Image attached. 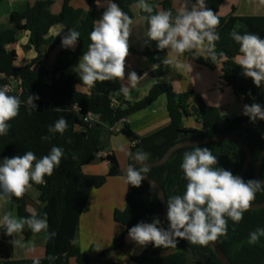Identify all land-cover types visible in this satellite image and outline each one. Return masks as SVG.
<instances>
[{
    "label": "trees",
    "instance_id": "16d2710c",
    "mask_svg": "<svg viewBox=\"0 0 264 264\" xmlns=\"http://www.w3.org/2000/svg\"><path fill=\"white\" fill-rule=\"evenodd\" d=\"M72 1L74 0H63V8L59 14L51 11L53 1H37L23 15L13 14L11 29H0V88L8 84L11 78L20 79L23 82V93L18 96L22 101L19 114L9 121L10 128L7 135L0 136V163L4 158L23 155L27 151H32L37 159H40L48 155L53 146L60 147L64 151L60 165L51 176H45L46 183L43 185L33 183L40 192V205L36 210L41 217L46 214L48 231H54L57 234L55 238L46 241L45 257L39 260L40 264H71L72 261L75 264H90V255L82 253L76 244L81 215L91 192L102 188L109 177L122 176V171L114 155L107 157L111 167L107 176L85 175L83 168L92 163L99 152L108 148L113 134L110 131L111 127L121 119L145 110L160 96H167L170 125L146 138L138 137L128 126H125L121 133L132 143L140 141L132 148L131 153L141 150L148 153V161H158L179 142L235 134L244 140L252 151L251 167L243 177L245 181H248L256 179L254 167L264 150V120L258 119L260 129H253L248 117L231 119L222 116L216 107L207 105L202 97L193 91L178 94L171 86L158 84L152 88L145 99L133 105L128 104L125 109L122 108L121 99H119L121 102L119 107H112V98L120 89V81L97 82L89 93L81 92L78 88L86 86L80 81L78 73L67 76L66 72L88 50L91 43L89 34L98 19V10L97 0H86L88 11L84 17V11L73 7ZM175 1L146 0L153 7V12L146 13L142 10V13L148 18L158 12L157 7H161L162 10H172L175 15ZM225 1L205 0V3L218 16L220 7ZM109 2L116 3L132 20L134 19L132 6L137 4L138 0H109ZM191 2L195 1L191 0ZM219 20L216 31L220 39L215 42L216 52L217 54L223 52L224 56L220 57L216 64H213L206 55H199L195 51L185 52L184 58L209 69L221 66L222 79L235 95L244 96L247 100H255L264 107V83L257 88L251 78L242 75L241 68L234 61L235 56L239 54V45L230 35L235 30L240 34L254 33L264 38V17L238 18L231 15L227 18L219 17ZM238 23H241L242 27L236 29ZM56 25H63L64 31L57 38H49L51 29ZM146 26L148 29V19ZM69 29L80 33L76 50H61L51 70L42 68L36 72L33 69L34 65L44 57L41 51L42 46L49 45L51 52ZM22 31L28 32L29 46L33 47L38 55L28 65L16 67L14 63L16 54L11 47L17 43V36ZM129 52L146 58L154 65H159L153 71L155 76L169 74L170 66L162 63L167 49L159 50L156 41L144 51H136L129 47ZM29 95L39 97L38 100L33 101L37 105L36 110H31L27 106ZM193 98L196 99V106L190 112L188 102ZM75 106L80 107L82 114L93 112L100 115L101 123L96 124L92 129L79 130V126L86 128L87 125L82 119L74 118ZM57 108L60 109L57 110ZM191 116L201 120L200 130L185 128L183 118ZM60 117H64L67 121L68 126L65 132L63 134L49 133V126L54 125ZM44 136H50V139L42 140ZM199 147L209 148L213 155L217 156L216 167L229 170L234 175L242 170L246 161L245 151L231 141ZM192 150V147L178 150L166 164L150 168L146 174L147 177L159 183L166 198L182 196L186 191L187 181L181 164L184 153ZM223 156L232 159L234 163L232 170L226 166ZM261 177L264 180V162L261 167ZM129 188L127 207L114 212V221L126 228V234L131 227L140 222L151 223L162 210L157 191L145 181H142L140 187L129 185ZM11 200L18 217L30 215L26 194L22 199L12 197ZM262 203H264V188L256 193L252 205ZM257 229H264V209L246 211L239 223L228 219L227 235L219 237L217 242L232 264H264V236H261L256 244L248 242L249 234ZM20 234L25 242H28L33 235L27 227ZM14 235L8 236L6 230L3 227L0 228L1 261L4 264H34V260L14 259V246L11 243ZM125 246V234H123L114 240L110 250H121ZM190 253H192V259ZM193 259L197 262L206 261L205 264H223L215 255L210 243L204 247L190 244L189 241L179 238H177L176 248H157L152 244L141 259L137 258L134 261L138 264H193Z\"/></svg>",
    "mask_w": 264,
    "mask_h": 264
},
{
    "label": "clouds",
    "instance_id": "9594fccd",
    "mask_svg": "<svg viewBox=\"0 0 264 264\" xmlns=\"http://www.w3.org/2000/svg\"><path fill=\"white\" fill-rule=\"evenodd\" d=\"M260 2L264 4V0ZM136 7L146 13L153 12V7L146 0H138ZM147 19V37L157 42L159 50L167 49L162 61L165 66L177 69L186 67L179 61V57L185 52L195 51L199 55H206L213 64L224 56L223 52H216L215 42L220 39L216 31L220 23L219 17L206 6L205 0H195V3L183 0L175 15L172 10H162ZM132 24L133 20L116 3L107 4L106 10L95 21L89 34L91 43L88 50L73 69L85 86L92 88L97 82L125 81ZM230 35L239 45V54L234 58L236 65L241 68L243 76L251 78L257 88L261 87L264 83V38L254 33L240 34L235 30ZM79 37L78 31L69 29L62 37V47L74 48ZM158 67L159 65L152 66L153 70ZM146 76L147 73L143 76L135 71L128 73L127 83L121 84L117 94L131 99L132 90ZM38 99V96L29 95L27 106L36 110L37 105L33 101ZM21 104L18 96L9 95L7 88H0V136L7 135L9 121L18 116ZM242 115L253 123L258 119L264 120V107L258 103L245 104ZM67 126L66 119L60 117L54 125L49 126L48 132L63 134ZM49 139L50 136L42 137V140ZM192 148V151L184 153L181 164L187 181L186 191L182 196L167 198L168 228L159 226L161 221L158 217L151 223L136 224L128 230V237L138 246L146 247L151 243L157 248H176L179 238L190 244L207 247L210 242L214 243L219 237L227 235L228 219L234 223L243 219V214L252 206L256 193L264 188V182L260 180L245 181L229 170L216 167L217 156L209 148ZM120 150L125 151L123 145ZM127 154L135 165L127 167L125 182L133 187H140L150 170L146 163L149 155L141 150ZM63 156V149L53 146L49 154L40 159L32 151L4 158L0 163V199H22L33 183L45 184V176L53 174ZM29 213L27 217H17L12 212H6L0 220V227L6 230L8 236L18 235L27 227L33 234L45 233V241L55 238L56 232L48 231L46 214L41 217L36 209H29ZM261 236H264V229H257L249 234L248 242L256 244ZM11 243L28 253L35 248L32 241L13 239ZM34 264H40L39 259L34 260Z\"/></svg>",
    "mask_w": 264,
    "mask_h": 264
},
{
    "label": "crops",
    "instance_id": "0c3cea01",
    "mask_svg": "<svg viewBox=\"0 0 264 264\" xmlns=\"http://www.w3.org/2000/svg\"><path fill=\"white\" fill-rule=\"evenodd\" d=\"M37 1H53L54 4L51 11L54 14H59L62 11L63 0H0V29H11L13 27V14L23 15L27 9ZM157 1L162 2L163 0ZM108 3L109 0H97L98 19L101 18ZM182 3L183 0H176L174 2L176 11ZM71 4L75 8L82 9L85 17L88 11V3L86 0H74ZM157 10L162 11V8L157 7ZM132 11L134 19L131 25L132 32L129 39V47L136 51H144L151 47L154 41L147 37V18L143 15L142 10L137 8L136 4H134L132 6ZM231 15L238 18L254 16L264 17V4H261L260 0H226L221 5L218 16L227 18ZM241 27L242 24L238 23L236 29ZM64 29L63 25H56L51 29L48 37L57 38L62 34ZM77 46L78 42L74 48H64L60 42L51 52L49 51V45L42 46L41 51L44 57L34 65L33 69L36 72L42 68L51 70L61 50L75 51ZM11 50L15 51L16 54L14 62L16 67L28 65L35 60L38 55L36 50L29 46V34L25 31L19 32L17 43L11 47ZM80 59L67 70V76L77 73L73 69L78 65ZM179 61L186 65V67L177 69L174 66H170L168 75L155 76L152 68L154 64L150 63L144 57L129 52L126 58L125 81H120L121 84L127 83V75L132 71H135L139 76H143L147 73V76L140 81L136 89L132 90L131 99H126L123 94L114 95L119 106L121 105L119 99L123 101V109L127 108L128 104L133 105L141 102L149 95L152 88L158 84L169 85L178 94L193 91L195 94L200 95L207 105L216 107L222 116L231 119L246 117L242 115L243 104L257 103L255 100H247L244 96H237L234 94L233 90L228 87L222 79L223 73L221 66L216 69H209L192 60L184 58L183 55L179 57ZM188 65L191 67H187ZM46 81H48V79H46ZM78 89L85 93H89L91 90V88L87 86L79 87ZM188 105L191 112L193 107L196 106V99H191ZM255 122H252V124H255ZM170 123L168 99L166 95H162L151 106L145 110L133 113L126 117L124 123L117 125L119 131L112 134L108 148L99 152L95 156L93 162L83 168L85 175L107 176L111 169L107 157L109 155H114L122 171V176L109 177L102 188L94 189L91 192L88 203L81 215L77 230L76 244L82 253L90 255V264H138L134 259H141L144 252L149 248L147 246H138L128 237L126 228L114 221L115 210H124L127 207V197L130 188L125 182L124 177L132 159L127 153L131 152L134 147L133 143L121 133V130L125 126H128L138 137L146 138L168 127ZM184 125L187 129L200 130L202 128L201 120L196 116L186 118ZM121 145L124 146L125 151L120 150ZM36 190L31 188L26 193L28 197V210L37 209L40 205V192ZM6 212H12L18 217L12 200L0 199V220H2ZM123 234H125L126 246L121 250L111 251L110 248L114 240ZM44 236L45 233L43 232L32 235L29 241L34 242L35 248L31 253L26 252L25 249L14 247V259H43L45 257L46 248ZM14 239H21L24 241V237L21 234H15ZM97 249H99V251H97ZM0 264H4L1 258ZM71 264H75V262L72 261Z\"/></svg>",
    "mask_w": 264,
    "mask_h": 264
},
{
    "label": "water",
    "instance_id": "95a60500",
    "mask_svg": "<svg viewBox=\"0 0 264 264\" xmlns=\"http://www.w3.org/2000/svg\"><path fill=\"white\" fill-rule=\"evenodd\" d=\"M186 117L183 118V121L185 122ZM222 141H231L241 147L245 153H246V161L244 163V166L242 170L236 175L238 177L243 178L245 174L249 171L251 164H252V151L251 148L248 146V144L242 140L240 137H238L235 134H227L223 136H218V137H213V138H204V139H192V140H187V141H182L171 147L167 153L158 161H147V165L150 166V168H156V167H161L164 164H166L171 157L180 149L187 148V147H192V146H201L205 144H211V143H216V142H222ZM264 162V150L262 151L261 155L259 156L255 167H254V174L256 180H260L264 182L263 178L261 177V167ZM132 164L135 165V162L132 160ZM143 181L147 183L148 185L152 186L154 185V189L158 193V198L161 202L162 205V212H163V219L167 222L169 226V222L166 218L167 214V198L165 195V192L163 188L154 181L153 179L146 177ZM264 209V203L262 204H254L250 207L248 211H254V210H263ZM185 240V239H183ZM210 244L213 247L215 255L222 261L223 264H232V262L224 255L221 247L219 246L218 242H210Z\"/></svg>",
    "mask_w": 264,
    "mask_h": 264
},
{
    "label": "built area",
    "instance_id": "2783aa9c",
    "mask_svg": "<svg viewBox=\"0 0 264 264\" xmlns=\"http://www.w3.org/2000/svg\"><path fill=\"white\" fill-rule=\"evenodd\" d=\"M3 88H7L8 89V94L12 95L15 94L17 96L21 95L23 93V82L20 79H15V78H11L8 82V84H6ZM244 106V104L242 105ZM112 107L117 108L119 107L118 102L115 100V98H112ZM74 118L75 119H82V121L84 122L85 125H87L86 128H83V126H79V130H84V129H92L94 128V126L96 124L101 123V117L100 115L93 113V112H87L85 114L81 113V109L78 106H75L74 108ZM126 121V118L121 119L115 126L110 128V131L112 133L118 132V127L117 125L122 124ZM140 141H135L133 142V145H137ZM156 218V217H155ZM159 218V217H158ZM161 221V225H159L160 227H164L165 229L168 228V224L164 219H160ZM152 244H148L147 247H150Z\"/></svg>",
    "mask_w": 264,
    "mask_h": 264
},
{
    "label": "rangeland",
    "instance_id": "374dc122",
    "mask_svg": "<svg viewBox=\"0 0 264 264\" xmlns=\"http://www.w3.org/2000/svg\"><path fill=\"white\" fill-rule=\"evenodd\" d=\"M117 94V93H116ZM252 126V127H251ZM250 127L251 128H253V129H257V130H259L260 129V124H259V122H258V120L255 122V124H252ZM223 159H224V161H225V163H226V166L230 169V170H232L233 168H234V163H233V161H232V159L230 158V157H227V156H223ZM132 160V159H131ZM32 189H35L36 190V188H34V187H32ZM37 191V190H36ZM159 219H163V212H162V210L160 211V213H159ZM190 256H191V259L193 258L192 257V253H190ZM192 261V260H191ZM205 262L206 261H202V262H197L196 260H194L193 259V261H192V263L193 264H205ZM159 264H162V263H159Z\"/></svg>",
    "mask_w": 264,
    "mask_h": 264
}]
</instances>
